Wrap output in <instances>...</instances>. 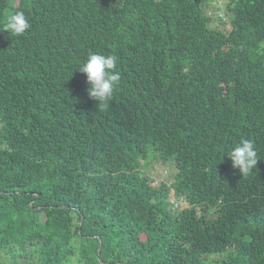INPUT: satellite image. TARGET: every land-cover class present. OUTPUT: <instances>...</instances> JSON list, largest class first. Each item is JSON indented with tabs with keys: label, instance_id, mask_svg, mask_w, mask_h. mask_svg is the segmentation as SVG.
Returning <instances> with one entry per match:
<instances>
[{
	"label": "trees",
	"instance_id": "1",
	"mask_svg": "<svg viewBox=\"0 0 264 264\" xmlns=\"http://www.w3.org/2000/svg\"><path fill=\"white\" fill-rule=\"evenodd\" d=\"M210 1L0 0V264H264V0Z\"/></svg>",
	"mask_w": 264,
	"mask_h": 264
},
{
	"label": "rangeland",
	"instance_id": "2",
	"mask_svg": "<svg viewBox=\"0 0 264 264\" xmlns=\"http://www.w3.org/2000/svg\"><path fill=\"white\" fill-rule=\"evenodd\" d=\"M226 0H211L205 7L204 12L210 18V28L222 32H229L231 15L226 12ZM141 171L143 176L148 180H152L153 186L158 187L160 183L170 185L171 177L175 175L174 166L167 164L164 165L159 161L156 162L154 157H148L141 165ZM227 255L220 256H206L204 257L205 264H223Z\"/></svg>",
	"mask_w": 264,
	"mask_h": 264
},
{
	"label": "clouds",
	"instance_id": "3",
	"mask_svg": "<svg viewBox=\"0 0 264 264\" xmlns=\"http://www.w3.org/2000/svg\"><path fill=\"white\" fill-rule=\"evenodd\" d=\"M169 165H171L172 167L174 166V169L175 171L177 172V168H176V165L173 163V162H169L168 163ZM142 165V164H141ZM167 165V164H166ZM175 172V174H176ZM175 176V175H174ZM152 181V180H150ZM174 182V177H171V181L169 182H166V183H169L170 185ZM169 186V185H168ZM169 202L170 204L172 205V210L173 211H176V212H180L182 211V209H184V207L186 206V203L185 201L182 199V198H174L173 197V193L171 192L170 195H169Z\"/></svg>",
	"mask_w": 264,
	"mask_h": 264
},
{
	"label": "bare ground",
	"instance_id": "4",
	"mask_svg": "<svg viewBox=\"0 0 264 264\" xmlns=\"http://www.w3.org/2000/svg\"><path fill=\"white\" fill-rule=\"evenodd\" d=\"M2 160V159H1Z\"/></svg>",
	"mask_w": 264,
	"mask_h": 264
}]
</instances>
